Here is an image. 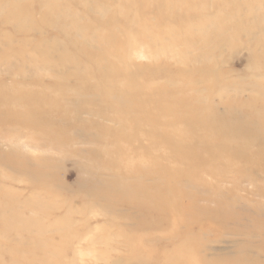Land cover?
I'll return each mask as SVG.
<instances>
[{
	"label": "rangeland",
	"instance_id": "obj_1",
	"mask_svg": "<svg viewBox=\"0 0 264 264\" xmlns=\"http://www.w3.org/2000/svg\"><path fill=\"white\" fill-rule=\"evenodd\" d=\"M0 264H264V0H0Z\"/></svg>",
	"mask_w": 264,
	"mask_h": 264
}]
</instances>
